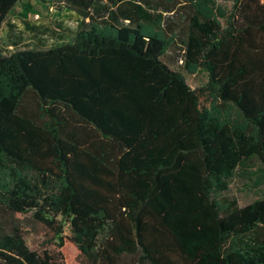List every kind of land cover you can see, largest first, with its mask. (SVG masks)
Returning a JSON list of instances; mask_svg holds the SVG:
<instances>
[{"label": "trees", "instance_id": "1", "mask_svg": "<svg viewBox=\"0 0 264 264\" xmlns=\"http://www.w3.org/2000/svg\"><path fill=\"white\" fill-rule=\"evenodd\" d=\"M22 1L0 0V214L30 216L55 242L34 250L0 218V264H264V197L217 199L247 161L264 163V0H180L159 30L110 10L5 52ZM196 68L208 80L193 87ZM29 93L44 122L22 109Z\"/></svg>", "mask_w": 264, "mask_h": 264}, {"label": "rangeland", "instance_id": "2", "mask_svg": "<svg viewBox=\"0 0 264 264\" xmlns=\"http://www.w3.org/2000/svg\"><path fill=\"white\" fill-rule=\"evenodd\" d=\"M223 7H230L233 0H216ZM63 19L67 24L76 23L78 19L74 17L68 9L58 8L55 5L41 4L37 0H24L18 3L13 11L9 14L8 19L4 23L3 37L1 47L5 52H10L18 47H26L31 44H44L49 46L52 43V32L57 31L58 22ZM13 24V28H11ZM13 29V30H12ZM47 33V37H41V32ZM8 33H12L9 35ZM44 34V33H43ZM45 39L44 43H40L39 39ZM18 39L19 45L10 46L13 40ZM166 60L175 66L181 65L178 58ZM187 80L193 87L200 86L208 80L207 71L203 68H196L193 73H187ZM22 109L25 113L30 114L40 122L46 120L42 116L39 108V103L32 93L26 95L22 102ZM213 109L220 117L226 121L240 123L241 117L238 111L230 105L221 107L213 103ZM264 197V163L257 157L247 161L239 168L235 177L230 182V187L227 191L217 195V199L224 201L225 199H236L241 206L247 205L259 198ZM0 218L6 221H16L27 230L26 240L28 245L39 252H43L48 247H54V242L51 238L50 230L45 229L39 222L33 220L30 216H22L20 214L4 215L0 214ZM10 222V223H12ZM66 234H70V229L67 226ZM52 239V240H51ZM74 253L76 251L73 249ZM74 264H81L80 260L73 254Z\"/></svg>", "mask_w": 264, "mask_h": 264}, {"label": "crops", "instance_id": "3", "mask_svg": "<svg viewBox=\"0 0 264 264\" xmlns=\"http://www.w3.org/2000/svg\"><path fill=\"white\" fill-rule=\"evenodd\" d=\"M24 1V0H23ZM41 3L39 0H37ZM110 0H97L98 10H92L88 17L81 14L78 8L70 6H57L58 8L68 9L74 17L78 19L76 23L67 24L65 20L61 19L58 22L57 31H53L52 34H66L69 30H76L77 25L82 20L95 21L98 24H104L109 11L113 10L112 21H125L129 22L131 17L139 19L140 23L149 30H159L160 20L163 24L167 17L170 18V24L172 23V18L175 15V9L180 6V0H117L116 4H109ZM42 4V3H41ZM141 5H146V7H151L148 12L142 11ZM140 17V18H138ZM173 25V23H172ZM170 60H175L173 55L169 56Z\"/></svg>", "mask_w": 264, "mask_h": 264}]
</instances>
